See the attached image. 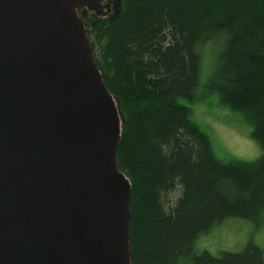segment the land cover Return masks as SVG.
Returning a JSON list of instances; mask_svg holds the SVG:
<instances>
[{
	"label": "trees",
	"instance_id": "trees-1",
	"mask_svg": "<svg viewBox=\"0 0 264 264\" xmlns=\"http://www.w3.org/2000/svg\"><path fill=\"white\" fill-rule=\"evenodd\" d=\"M111 1L105 18L80 13L124 120L132 264H264L252 240L239 252L198 250L229 219L264 224V0ZM220 37L206 79L204 48ZM198 106L245 115L263 154L222 160Z\"/></svg>",
	"mask_w": 264,
	"mask_h": 264
},
{
	"label": "water",
	"instance_id": "water-1",
	"mask_svg": "<svg viewBox=\"0 0 264 264\" xmlns=\"http://www.w3.org/2000/svg\"><path fill=\"white\" fill-rule=\"evenodd\" d=\"M0 0V264H132L124 127L80 10Z\"/></svg>",
	"mask_w": 264,
	"mask_h": 264
},
{
	"label": "rangeland",
	"instance_id": "rangeland-1",
	"mask_svg": "<svg viewBox=\"0 0 264 264\" xmlns=\"http://www.w3.org/2000/svg\"><path fill=\"white\" fill-rule=\"evenodd\" d=\"M110 2L112 1L103 0L98 11L88 10L89 15L98 18H105L108 14L112 15L114 4L112 5ZM109 4L113 7L110 10L108 9ZM224 40V37H220L204 48L206 79L216 70L218 55L224 48ZM195 110H197V120L212 138L216 153L219 156H225L222 160L227 161L232 158L237 161L252 162L263 154V148L252 135V126L245 115L221 110V108L209 111L207 108L198 106ZM218 114L223 118L219 119L216 116ZM217 145L221 152L218 151ZM250 240L264 250V224L247 219L232 218L217 225L210 233L203 234L198 240V250H207L214 255L223 251L239 252Z\"/></svg>",
	"mask_w": 264,
	"mask_h": 264
}]
</instances>
